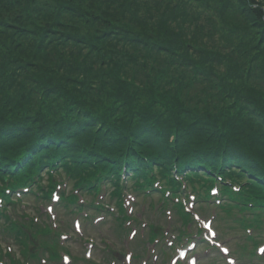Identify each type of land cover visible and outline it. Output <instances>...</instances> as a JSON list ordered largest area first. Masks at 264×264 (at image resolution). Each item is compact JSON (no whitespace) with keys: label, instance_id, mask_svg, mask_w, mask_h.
<instances>
[{"label":"trees","instance_id":"16d2710c","mask_svg":"<svg viewBox=\"0 0 264 264\" xmlns=\"http://www.w3.org/2000/svg\"><path fill=\"white\" fill-rule=\"evenodd\" d=\"M195 84L213 112L178 99ZM53 145L264 177V0H0V169Z\"/></svg>","mask_w":264,"mask_h":264},{"label":"rangeland","instance_id":"374dc122","mask_svg":"<svg viewBox=\"0 0 264 264\" xmlns=\"http://www.w3.org/2000/svg\"><path fill=\"white\" fill-rule=\"evenodd\" d=\"M163 59V58H162ZM159 62L162 64V66L160 67V68H164L165 67V62H164V59H163V61H161V59H159ZM190 98L192 99V100H196L197 99V93L196 92H192L191 94H190ZM94 242H96V240L94 239ZM75 246H77L76 244H71V247H70V249L72 250ZM13 250L15 251L16 250V252H17V250H18V248L17 247H13ZM73 251V250H72ZM19 252H20V250H18V254H19ZM74 253H76L75 251H74ZM95 254V253H94ZM72 255H75V256H78V257H80L78 254H72ZM22 258V257H21Z\"/></svg>","mask_w":264,"mask_h":264},{"label":"snow or ice","instance_id":"6c2138e0","mask_svg":"<svg viewBox=\"0 0 264 264\" xmlns=\"http://www.w3.org/2000/svg\"><path fill=\"white\" fill-rule=\"evenodd\" d=\"M220 250H221L223 253H225V254L228 253V249H227V248H223V247H221ZM259 251H260L261 253H264V248H261ZM225 258L227 259V255H226ZM228 264H234V261L229 260V261H228Z\"/></svg>","mask_w":264,"mask_h":264}]
</instances>
